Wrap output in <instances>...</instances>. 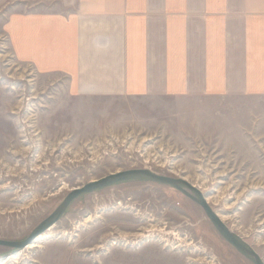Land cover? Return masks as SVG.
Masks as SVG:
<instances>
[{"label":"rangeland","instance_id":"obj_1","mask_svg":"<svg viewBox=\"0 0 264 264\" xmlns=\"http://www.w3.org/2000/svg\"><path fill=\"white\" fill-rule=\"evenodd\" d=\"M16 6L0 7V239L26 240L75 187L148 169L204 188L264 261V99L70 96L16 61ZM32 245L0 246V264H254L192 199L146 179L82 195Z\"/></svg>","mask_w":264,"mask_h":264},{"label":"crops","instance_id":"obj_2","mask_svg":"<svg viewBox=\"0 0 264 264\" xmlns=\"http://www.w3.org/2000/svg\"><path fill=\"white\" fill-rule=\"evenodd\" d=\"M9 3L16 61L70 96L264 99V0Z\"/></svg>","mask_w":264,"mask_h":264},{"label":"water","instance_id":"obj_3","mask_svg":"<svg viewBox=\"0 0 264 264\" xmlns=\"http://www.w3.org/2000/svg\"><path fill=\"white\" fill-rule=\"evenodd\" d=\"M137 179H146L155 183L167 185L188 196L205 211L207 217L219 234L242 256L254 264H264V261L260 255L248 245H246L230 230V228L224 222H222L218 216V213H216L207 203V198L200 190L182 178L163 176L148 169L127 170L112 173L106 177L92 180L85 185L73 188L65 197L61 205L36 229H34L26 240L13 242L0 239V246L13 249L15 252H19L25 249L27 246L33 244L40 236L46 234L48 231L54 228L55 225L65 216L71 204L82 195L90 194L100 189Z\"/></svg>","mask_w":264,"mask_h":264},{"label":"bare ground","instance_id":"obj_4","mask_svg":"<svg viewBox=\"0 0 264 264\" xmlns=\"http://www.w3.org/2000/svg\"><path fill=\"white\" fill-rule=\"evenodd\" d=\"M135 151V150H134ZM185 181H187L186 179H184ZM188 183H189V181H187ZM191 182V181H190ZM193 186H195L197 189H199L200 191L201 190H203L202 189V187L200 186V185H193ZM217 199V198H216ZM206 201H207V203L209 204V205H214L215 203L214 202H216L215 200H212V199H206ZM218 202V201H217ZM218 216H219V218L222 220V222H224L225 224H227V222L229 221V218L227 217V216H224V215H221V214H219L218 213ZM89 221H91V217H87L86 219H85V223H88ZM32 245V244H31ZM35 247H38L37 246V244H34V245H32V246H30V248H35Z\"/></svg>","mask_w":264,"mask_h":264}]
</instances>
